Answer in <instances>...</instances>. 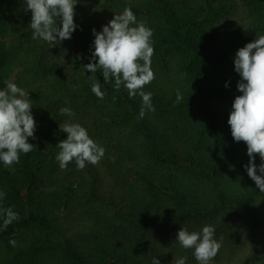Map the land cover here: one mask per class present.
I'll return each mask as SVG.
<instances>
[{
  "label": "trees",
  "instance_id": "16d2710c",
  "mask_svg": "<svg viewBox=\"0 0 264 264\" xmlns=\"http://www.w3.org/2000/svg\"><path fill=\"white\" fill-rule=\"evenodd\" d=\"M24 7L0 0V89L12 81L29 91L37 122L32 151L0 164V209L18 213L6 228L0 217V264H151L156 256L198 264L175 237L204 225L222 239L209 264H264V192L247 174L246 142L227 123L240 94L233 57L264 35V0H79L77 29L51 48L32 39ZM126 7L153 30L155 78L143 90L155 111L143 118L139 95L84 68L92 29ZM68 119L105 148L98 164L59 167L56 145L67 137L59 124Z\"/></svg>",
  "mask_w": 264,
  "mask_h": 264
},
{
  "label": "clouds",
  "instance_id": "9594fccd",
  "mask_svg": "<svg viewBox=\"0 0 264 264\" xmlns=\"http://www.w3.org/2000/svg\"><path fill=\"white\" fill-rule=\"evenodd\" d=\"M24 11H31L29 27L32 39L46 42L50 48L66 39H70L78 25L74 20L75 5L79 0H23ZM91 61L84 65L85 71L96 73L99 70L104 82L114 78L115 86L125 88L128 96L141 97L142 106L139 117L145 112L155 111L151 92H145L144 86L150 84L155 74L151 67L154 53L153 30L138 22L130 7L114 15L101 30L92 29ZM234 71L239 74L236 95L231 106L227 123L235 141H244L247 146L249 162L246 167L248 176L255 182L260 192H264V35L256 36L244 46L239 47L233 57ZM229 83L225 82V87ZM91 91L103 99L101 83L95 82ZM183 95L177 91L176 100ZM33 103L29 91L15 82L6 81L0 89V164L11 167L20 162V153H29L33 144L28 138L35 139L37 122L32 112ZM63 116L73 117L70 107H61ZM60 130L67 133L66 139L56 146L60 149L55 159L59 167L66 169L70 162H75L77 169H84L86 164H98L105 155V148L90 136L88 130L78 122L66 120L59 124ZM259 154L261 163L255 164V155ZM14 170V169H13ZM259 173V174H258ZM5 193L0 190V200ZM3 227L18 219V213L11 207L0 209ZM215 228L204 225L200 231H189L182 226L175 240L185 249H192L198 264H209L222 247V239L215 237ZM15 245V241H10ZM151 264H161L153 257ZM175 264H187V258L181 257Z\"/></svg>",
  "mask_w": 264,
  "mask_h": 264
}]
</instances>
